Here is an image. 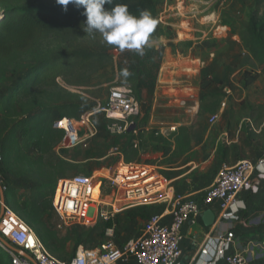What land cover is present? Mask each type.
I'll return each instance as SVG.
<instances>
[{"label":"rangeland","instance_id":"obj_1","mask_svg":"<svg viewBox=\"0 0 264 264\" xmlns=\"http://www.w3.org/2000/svg\"><path fill=\"white\" fill-rule=\"evenodd\" d=\"M182 1L164 0L157 13L161 36L151 46L155 54L145 63L144 70L148 71L149 76L143 75L141 111L132 121L136 127L132 142L133 145L137 143L139 150L133 162L153 166L151 174L170 182L175 193L200 201L222 167L234 166L242 160L256 161L264 152V128L249 141L248 134L238 126L232 129L226 127L230 107L244 102L264 103V74L248 53L238 47L231 34L232 29H237L241 22L248 21L257 0H219L218 3H221L216 7L194 18L188 14V1L184 0L183 4ZM260 1L263 5L264 0ZM187 19L191 23L188 31L182 28ZM182 31L187 34L180 41L177 33ZM77 37V42L105 43L98 32L89 35L84 28L79 30ZM60 45L61 42L54 38L47 39L43 44L45 49L50 50ZM111 54L114 65L131 68L133 64L143 69L139 64L142 57L134 50ZM109 78L112 80L108 81ZM14 82L0 86V103L11 94ZM57 83L69 92L85 93L94 103L89 109L80 110L78 115L85 110L95 112L90 119L95 135L72 149L58 150L59 144L55 145L44 156V163L54 165L65 161L73 166L66 174H60L58 179L92 178L94 182L100 181L105 202L103 209L111 215L109 220L101 219L92 228L64 231L56 230L58 219L51 206L44 211V223L60 239H67L66 243L51 241L47 250L55 258L67 261L80 247L94 250L109 242L116 246L123 245L138 236L150 218L164 212L165 205L147 203L123 208V204H120L118 208L121 209L116 214H112L109 206L112 196L117 193V188L109 179L114 177L120 159L118 149L126 143V139L124 135L111 133L110 121L105 113L97 109V105L102 106L109 90L122 83L117 75L108 70L102 78H94L95 84L87 90L93 96L86 89L66 87L60 78ZM246 83L249 85L246 86ZM225 88L229 94L224 92ZM41 89H35L29 98H22L21 92L16 93L21 100L19 104H27L32 99L47 101L49 95L54 93L46 90L45 94ZM201 102L210 108L220 103L218 118L214 123L210 122L211 115L199 111ZM56 118L55 113L50 115L51 122ZM22 120L18 117H0V145L4 151L10 152L4 168L12 177V186L5 199L9 206L12 205L13 211L24 218L28 209L24 197L29 194L32 184L23 174L18 175L22 173L24 165L14 163L17 151L24 147L23 136L27 131L20 126ZM43 120H38L36 125H41ZM179 127H186L189 131L187 151L183 147L175 151L172 130ZM36 145L35 140L28 143L26 153L30 160L38 157ZM229 145L235 148L229 150L227 156L218 154V148ZM161 153L163 155L159 157ZM0 264H10L9 255L1 248Z\"/></svg>","mask_w":264,"mask_h":264},{"label":"trees","instance_id":"obj_2","mask_svg":"<svg viewBox=\"0 0 264 264\" xmlns=\"http://www.w3.org/2000/svg\"><path fill=\"white\" fill-rule=\"evenodd\" d=\"M163 2L164 0H114V3L126 4L133 15H138L145 9L151 12L157 20L156 28L151 36V46L161 36L157 13ZM0 10L2 15L0 86L9 85L15 81L11 94L0 103V117L23 118L20 126L27 130L23 136L24 147L17 151L14 163L24 165L25 168L18 175L23 174L31 182L32 187L29 194L24 197L28 209L22 219L47 249L51 241L66 243L67 240L60 239L58 234L44 223L43 217L44 211L51 206L59 175L66 174L73 168L65 161L54 165L44 163V156L59 144L64 136L62 131L52 129L50 115L55 113L57 118L75 119L80 110H87L94 105L85 93H72L67 88L60 87L57 79H62L68 88H83L93 96V93L87 90L95 84L94 78L100 79L107 74L108 70H111L121 80V84L132 87L135 98L141 102L143 75L149 76L148 71L144 70L145 63L156 51L151 46L145 48V55L139 63L143 69H138V66L134 67L133 64L131 68L122 64L114 65L111 53L121 50L106 43L77 42L79 30L84 28L86 20V17L82 15V8L77 9L72 4L63 6L58 4L57 0H0ZM231 34L238 37L242 49L250 55L264 74V4L262 5L260 0L255 3L248 21L241 22L237 29H232ZM49 38L59 40L61 45L54 50L45 49L43 44ZM124 69H127L131 75L124 77L122 75ZM97 75L98 77H95ZM107 80L110 81L112 78ZM247 85L249 84L246 83ZM37 88H43L41 90L45 91V94L46 90L54 93L49 95L47 101L38 102L32 99L27 104H19L21 100L16 93L21 92L22 98H29ZM219 105L220 103H217L210 108L201 102L199 111L214 115ZM18 106L19 110H17ZM241 106L244 108L230 107L226 127L232 129L238 126L241 131L248 134V140L251 141L256 136L254 129L259 128L264 122V103L244 102ZM42 119H44L43 123L36 125V122ZM135 130L136 127L133 131ZM133 131L123 134L126 143L120 152L126 164L134 163L133 159L139 154V150L132 142ZM173 134L175 151L181 147L187 151L189 149L188 129L179 127ZM31 140L37 142L36 160H30L26 153ZM0 146L3 155L2 166L6 171L4 164L10 152L4 151L2 144ZM234 148V145L220 147L217 152L227 156L229 150ZM10 208L13 210L12 205Z\"/></svg>","mask_w":264,"mask_h":264},{"label":"built area","instance_id":"obj_3","mask_svg":"<svg viewBox=\"0 0 264 264\" xmlns=\"http://www.w3.org/2000/svg\"><path fill=\"white\" fill-rule=\"evenodd\" d=\"M187 1L188 14L193 18L221 3L219 0ZM188 19L182 27L186 31L191 27ZM186 34L184 31L177 33L178 40L181 41ZM224 92L229 94L226 88ZM97 109L105 113L110 121L109 130L114 135L133 131L130 130L135 127L132 121L141 111L140 102L128 84L112 87L105 103L102 106L98 103ZM94 113L85 111L75 119L56 118L52 121V129L64 134L58 150L75 148L95 135L90 121ZM217 118V113L211 115L210 122L214 123ZM134 147H137L136 143ZM118 153L120 159L114 177L109 179L117 188L109 205L112 214L118 213L120 204L125 208L158 203L165 205L164 212L150 218L138 236L121 246L109 242L94 250L80 247L69 260L62 261L48 252L34 231L7 204L5 194L12 186V177L3 169L0 146V195L3 194V200L0 196V248L9 255L10 264H182L183 226L198 227L202 213L213 205H217L218 214L209 231L201 232L202 240L193 242L194 254L189 264H248L246 255L235 248L233 224L239 221V213L244 208L237 197L252 183L258 173L255 165L264 159V153L256 161L242 160L234 166L222 167L200 201L175 193L170 182L151 174L153 166L136 162L126 164L121 152ZM131 181L134 182L132 185ZM104 207L100 181L94 182L92 178L57 180L51 201V209L58 219L56 230L89 229L101 219L109 220L111 215L104 212Z\"/></svg>","mask_w":264,"mask_h":264},{"label":"clouds","instance_id":"obj_4","mask_svg":"<svg viewBox=\"0 0 264 264\" xmlns=\"http://www.w3.org/2000/svg\"><path fill=\"white\" fill-rule=\"evenodd\" d=\"M57 3L82 8V15L86 17L84 31L89 35L98 32L107 45L121 51L134 50L141 57L145 55V48L151 46L157 20L149 10L133 15L126 4H117L114 0H57ZM122 75L128 77L131 74L124 69ZM255 169L259 177L264 178V159L257 162Z\"/></svg>","mask_w":264,"mask_h":264},{"label":"crops","instance_id":"obj_5","mask_svg":"<svg viewBox=\"0 0 264 264\" xmlns=\"http://www.w3.org/2000/svg\"><path fill=\"white\" fill-rule=\"evenodd\" d=\"M232 38L236 40L238 47L242 49L238 37L233 35ZM243 52L247 53L244 50ZM240 107L244 108L241 104L234 108L238 109ZM263 128L264 122L257 128L258 131L254 130L255 134L263 132ZM251 143L254 144L255 142ZM121 148L122 147L118 150L120 151ZM263 153L264 152H262V154ZM262 154L259 155L258 158L261 157ZM162 155L163 153L159 154V157ZM237 199L244 208H242V211L239 213V221L233 224L235 248L246 255L248 264H264V178H260L259 174L255 173L252 183L238 195ZM206 211H211L216 217L218 214V207L217 205H213L205 209L204 212ZM207 231H209V227H205L202 220H200V225L198 227H191L187 224L183 226V241L180 245L182 250V264L190 263V259L194 254L193 242L199 243L202 240V236L200 235L201 232Z\"/></svg>","mask_w":264,"mask_h":264},{"label":"water","instance_id":"obj_6","mask_svg":"<svg viewBox=\"0 0 264 264\" xmlns=\"http://www.w3.org/2000/svg\"><path fill=\"white\" fill-rule=\"evenodd\" d=\"M134 127H132L130 130H133ZM1 199L3 200V194L0 195ZM201 220L202 223L205 227H210L212 226V224L214 223L215 220V215L211 212V211H206L201 215ZM9 249H11L10 246H8L7 244H5ZM18 254L22 255V256H26L23 252L18 251Z\"/></svg>","mask_w":264,"mask_h":264},{"label":"bare ground","instance_id":"obj_7","mask_svg":"<svg viewBox=\"0 0 264 264\" xmlns=\"http://www.w3.org/2000/svg\"><path fill=\"white\" fill-rule=\"evenodd\" d=\"M133 183H134V182H133V181H131V182H130V185H132ZM130 187H131V188H133L134 186H130Z\"/></svg>","mask_w":264,"mask_h":264}]
</instances>
